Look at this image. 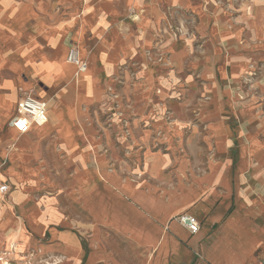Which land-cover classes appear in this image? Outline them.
<instances>
[{
    "label": "crops",
    "instance_id": "0c3cea01",
    "mask_svg": "<svg viewBox=\"0 0 264 264\" xmlns=\"http://www.w3.org/2000/svg\"><path fill=\"white\" fill-rule=\"evenodd\" d=\"M259 3L263 7L262 0L245 1L242 12L225 25L221 9L209 0H0V147L6 128L7 144L16 148L11 154L15 165L12 161L6 172L15 188L7 184L9 202H2L6 194L0 197L3 259L10 262L30 248L40 257H58L61 264H264V155H257L262 149L257 140L242 142L234 121L216 119L214 154L179 159L175 167L174 142L165 139L159 145L165 151L155 150V131L141 129L149 121L134 120L141 166L135 170L124 162L122 168L131 175L102 185H94L93 174L86 172V186L73 191L72 196H82L77 206L87 219L85 236L76 229L83 222H67L56 199L42 202L33 197L38 181L29 184L35 177L26 166L22 173L16 170L19 160L29 157L30 144L36 149L42 137L51 135L59 140L61 151L71 155L73 165H88L68 140L75 125L67 118L74 112L68 107L77 97L95 99L103 73L113 75L127 52H141L169 12H192L200 31L222 42L217 50H239L245 45L227 40L234 37L238 42L251 27L264 32V8ZM132 31L139 36L133 44L128 38ZM71 44L78 46L87 64L83 73L66 60ZM108 46L114 54H103L99 66L88 52ZM37 82L47 90L31 95L46 103L49 121L20 135L9 122L18 102ZM216 112L223 115L222 109ZM89 145L94 154L97 147ZM92 161L100 170L103 157L94 155ZM81 176L85 177H76ZM23 184L27 185L21 188ZM14 208L22 215L18 220ZM181 214L196 217L201 230L191 234L174 220Z\"/></svg>",
    "mask_w": 264,
    "mask_h": 264
},
{
    "label": "rangeland",
    "instance_id": "374dc122",
    "mask_svg": "<svg viewBox=\"0 0 264 264\" xmlns=\"http://www.w3.org/2000/svg\"><path fill=\"white\" fill-rule=\"evenodd\" d=\"M209 1L221 9L226 25L242 12L241 5L247 0ZM261 5L263 7L259 3V7L264 8V0ZM156 26L147 37V46L138 48L141 52H127L125 61L113 75L103 73L96 86L98 95L95 99L78 100L77 97L68 107L74 112L67 118L75 124L68 140L75 152L85 156L88 165H73L71 155L61 151L59 140L52 135L42 137L41 145L36 149L31 143L27 151L29 157L16 164L18 172L22 173V166H26L33 173L30 175L35 179L29 184L38 181L33 197L42 202L56 199L67 222L75 219L83 222L76 229L84 236L87 219L81 215L82 207L77 206L82 196H72L73 191L86 186V172L93 174L90 175L94 185H102L131 175L129 169L125 172L122 168L124 162H129L130 168L135 170L141 166L142 149L138 133L134 132V120L149 121L143 122L141 129L155 131V150L165 151L159 148L165 139L174 142L175 167L179 159L184 161L214 154L216 139L212 127L217 124V118L236 122L243 134L242 142L257 140L262 147L257 155H264V32L251 27L249 31H243L238 42H233L234 37L227 40L228 44L245 46H240L239 50L221 46L219 51L220 39L212 33L201 32L199 19L192 12L175 9ZM129 34L131 43L137 41V32ZM88 53L99 66L103 54H114L110 46L102 52ZM66 60L68 62V57ZM85 60L88 62L89 56ZM46 90L44 83L37 82L28 93L43 95ZM216 109H222L223 115L218 116ZM3 137L0 172L4 178H0V187L8 184L14 190L6 172L13 163L15 165L11 154L16 148L7 144L10 135L6 128ZM89 143L97 147L94 154L89 150ZM94 155L103 157L100 170L94 168ZM77 174L85 177L78 178ZM4 195L0 192V197ZM9 196L6 194L2 202H9ZM21 216L14 208V219ZM4 252V249L0 251V257L5 258ZM9 252L12 254L11 249ZM39 255L36 249H25L9 263H60L58 257Z\"/></svg>",
    "mask_w": 264,
    "mask_h": 264
},
{
    "label": "built area",
    "instance_id": "2783aa9c",
    "mask_svg": "<svg viewBox=\"0 0 264 264\" xmlns=\"http://www.w3.org/2000/svg\"><path fill=\"white\" fill-rule=\"evenodd\" d=\"M68 62L78 68V73L87 70V64L80 55V50L76 44H71L68 55ZM47 105L39 98L28 94L25 95L17 104V113L9 122V126L15 129L20 135L28 133L32 127H44L48 124ZM9 191L7 185L0 187V192L6 194ZM181 226L191 234H197L201 230L198 219L189 214H181L175 219Z\"/></svg>",
    "mask_w": 264,
    "mask_h": 264
},
{
    "label": "bare ground",
    "instance_id": "6f19581e",
    "mask_svg": "<svg viewBox=\"0 0 264 264\" xmlns=\"http://www.w3.org/2000/svg\"><path fill=\"white\" fill-rule=\"evenodd\" d=\"M0 264H10L8 261L0 257Z\"/></svg>",
    "mask_w": 264,
    "mask_h": 264
}]
</instances>
